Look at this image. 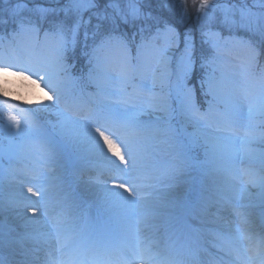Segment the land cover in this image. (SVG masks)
<instances>
[{"label": "snow or ice", "instance_id": "obj_1", "mask_svg": "<svg viewBox=\"0 0 264 264\" xmlns=\"http://www.w3.org/2000/svg\"><path fill=\"white\" fill-rule=\"evenodd\" d=\"M103 0H69V4L73 5L70 9H55L48 7L43 3H35L30 5L28 0H0V3H12V7L8 9L9 14L13 17H18L16 24L21 32H37L46 27L45 36L49 34L58 38L57 47L53 56V63L58 74L71 78V69L74 65L70 63V53L74 54L81 43L85 50V55H89V64L94 65L89 68L88 77L100 70V53L114 40H118L116 33L120 25L137 28L140 34L145 31L151 32L152 29L163 30L165 34H170L172 42L175 43L177 50L180 52V65L182 67V75L185 81L197 75V69L203 70L205 67L212 66V60L209 58L205 50V45L214 43L212 37L218 36L219 32H214L213 27L218 26L220 29H227L229 32L235 27H245L252 31L251 18L259 16L264 18V12L254 13L251 8L246 5L237 7L235 4H228L227 0L220 3V0H200L196 14V22L200 26V46H197L194 29L187 26L188 13L181 5L180 0H164L162 4L156 2L155 9L153 7L154 0H129V7L125 12H121L119 6L113 3V0H108L99 12H92L91 16L85 17V13L93 9H97ZM255 5L264 8V0H254ZM115 8L116 16H119V23L116 22L115 16L107 13L105 9ZM25 10L30 12V15L23 16ZM2 11V10H0ZM60 11H63L64 18H59ZM72 12L74 19H69V12ZM155 13V14H154ZM92 16L97 18V23L92 25ZM239 16V19H237ZM108 21L107 23H102ZM147 21H152L150 25ZM89 25H92V30L89 31ZM183 28V32L179 29ZM16 31V29L14 30ZM126 37L127 33H122ZM260 39L264 41V30L260 32ZM91 40V43L89 41ZM120 46L123 48V41L119 40ZM91 49V53H88ZM161 56H166V53H161ZM23 77L36 85V89L42 93L46 99L38 101L37 106L48 107L55 106V112L58 115H63L61 109L62 94L57 87L49 83V75L46 68L24 67L16 63H6L0 61V96L4 98H14L21 100L22 97L17 93L24 91L18 87L20 78ZM81 80L84 79L82 75ZM205 85L207 89L205 90ZM186 87V84H185ZM219 84L213 74H208L206 77L200 75V91L205 97L211 95L213 103L220 97L218 93ZM27 102V100H25ZM31 111V107L28 109ZM196 108V88L193 87L190 93L186 95V103L182 105L181 116L189 120H196L193 115ZM146 110L132 111L126 113H116L109 108L101 109L100 113L93 120H89L86 124L95 134V138L102 141L103 149H107V156L110 154L114 161H118V176L112 179L111 187L119 189L129 196H134L133 185L130 180L135 178L140 164V156L143 151L142 142L138 139L140 132L147 127L144 124L142 117L147 115ZM223 118L226 123H230L237 115L238 110L234 104L226 103L223 112ZM6 119L10 122L9 130L15 126L17 132L21 127V121L16 115L9 113ZM102 121V122H101ZM116 122L120 123V127L125 130L123 136L117 135L112 131V125ZM56 126L63 128V121H57ZM206 154L211 153L216 157L224 156L228 151V145L221 144L219 141H210L206 135L197 132L188 134L186 141L177 143L176 160L182 162L188 156H194L200 151ZM177 171L179 168L177 167ZM99 181V180H97ZM29 194L41 195L34 191L32 187L27 189ZM16 206L12 203L0 201V215L5 212L14 211ZM32 216H26V220L36 221L39 209L31 208ZM26 215V213H25ZM25 228L22 236L7 238L3 233H0V249L5 246H11L13 243L21 244L23 247L24 241H32L42 243L47 237L45 234L38 232L34 227L26 224L21 225ZM31 229V230H29ZM13 231H17L13 229ZM264 243V240H262ZM39 249H33L38 251ZM25 260L22 264H27V252L23 253ZM0 264L3 260L0 259Z\"/></svg>", "mask_w": 264, "mask_h": 264}, {"label": "rangeland", "instance_id": "obj_2", "mask_svg": "<svg viewBox=\"0 0 264 264\" xmlns=\"http://www.w3.org/2000/svg\"><path fill=\"white\" fill-rule=\"evenodd\" d=\"M107 2H108V0H103V2L100 4V6L97 9H93L89 12H86L84 14L85 17L91 16L92 12H99L102 8H104V4ZM156 2H157V0H154V5H153L154 9L156 6ZM163 2H164V0H158V3H160V4H162ZM12 3H14V0H12ZM12 3H9L7 5L0 3V10H2V11H0V22L1 21L5 22L6 19H10V20H12L13 18L15 20L18 19V17H13L9 14L8 9H10L12 7ZM28 3L30 5L35 4V3H43V4L47 5L48 7L55 8L58 10L63 9L65 7H68L70 9L73 7V5L69 4V0H28ZM113 3L119 6V9L121 10V12H125L127 10V8L129 7V0H113ZM180 3L186 9V11L188 13V23H189L190 22V16L194 14V10H195V13L197 14V9L199 7L200 0H180ZM220 3L223 4L224 0H220ZM227 3L228 4H235V5H237V7H239L241 5H246L247 7L251 8L254 13L264 12V8H260V7L256 6L254 0H227ZM105 11L107 13L111 14L112 16H115L116 22L119 23L120 18H119V16H116L115 8H108V9H105ZM59 14H61L62 19H63L64 18L63 11H60ZM21 15L28 16V15H30V12L28 10H25L23 13H21ZM69 19L70 20L74 19V15L72 14L71 11L69 12ZM237 19H239V16H237ZM97 22H98L97 18L95 16H92V25L96 24ZM107 22L108 21H103L102 23H107ZM151 23H152V21L146 22V24H148V25H150ZM251 23H252V29H253L252 31H250L248 28L239 27V26L232 29L231 32H229L227 29H220L218 26H214L213 31L214 32L218 31L219 35H220L221 33L233 34L239 30V31L243 32L244 34L248 33L254 37L260 38V32H261V30H264V18L259 17V16H254L251 18ZM196 24H197V22H196V17H195L194 26ZM121 26L117 32V34H120L119 36H117L119 39L114 40L111 43H109V45L102 52H104V54H106V55H109V54L117 55V54H120L122 51H124L126 54H132L133 52L130 49L133 47L134 41L136 39H140L138 41L144 43L145 42L144 39H145L146 35L152 34V36L149 37V39L152 41V43L149 45V47L147 46V44L146 45L143 44L140 49L135 50L134 54H136L135 56L137 57V61L140 62V67L145 72V74L155 77V79H154L155 85L154 86L157 88H160V89L167 87V85H168L167 81L172 79V76L171 75L169 76V73L166 70H164L163 68L166 65H169L171 61H167L166 64L160 66V68L162 69V70L159 69L162 71V72L160 71V73H157L156 67L154 69H151L152 67H150V65H151V58L153 61V57H156L154 53L156 52L155 50L159 47V44H162V47H161V49L158 50L157 53H160V54L166 53V56H164V57H166L168 60L171 57L170 55L174 54V52H175L174 49L176 46H175V43L172 42L170 34H165L164 32L161 33V31H163V30H159V32H158V30H156V29H152L151 32L145 31L143 34H140L139 31L137 30V28L129 27V26H127V28H125L126 27L125 25H121ZM190 28H193V27H190ZM197 29L200 31V26L198 24H197ZM89 31H91V30L89 29ZM125 32L127 33L126 37L122 35V33H125ZM218 36L212 37L214 43L207 44L208 51L211 53V56L213 58L217 57V54H219L224 48H226L227 46L229 47L228 43L230 42L229 41L230 39H228V35H224L225 36L224 41H218L217 40ZM199 37H200V33H196V38L198 39V40H196L197 46H199V43H200ZM49 38H51V40H52V38L54 39V41H55L54 47L56 49L57 43H58V38L52 34H49ZM119 40L123 41V45H124L123 48L120 46ZM90 42H91V40L89 41V43ZM154 42H160V43L155 44ZM231 46L234 48H237V49L240 48V45H236V44H231ZM80 48L83 49L82 43H81L80 47H78V49H80ZM55 49H54V53H55ZM78 49H76L75 53L77 52ZM71 57L72 56L70 53L69 60L71 59ZM161 58H163V57L161 56ZM52 61L49 60L47 62V65H46V68L50 69L49 71H47L48 75H49V80H54V79L59 80V78L62 75L58 74L57 69H56V67ZM179 63H180V61H179ZM113 70L114 71H112L111 75H110L111 78L118 76V72H116L117 70H115L114 68H113ZM248 71L249 70H245L243 68H241V69L233 68V69H230V71L228 73H230V75L236 76L233 79V81H235L236 83H239L242 76H244V75L249 76L250 75L249 73H246ZM228 73H227V76H228ZM128 74H129L128 70L126 69L125 71L121 72L120 78L115 79V80L124 81L123 76H127ZM108 78H109V76H104V79H103L104 82H102L103 84L98 86L100 89H107V86L109 84V81H107V80H109ZM174 79H175V77H173L172 80H174ZM180 82L182 83V84L179 83V85L181 87H179L174 82L172 84L173 87L171 88V90L173 92H175L174 96H176L178 94V91H176V90H180V88H182V86L185 85L183 75L180 78ZM16 83L17 84L19 83L18 87L20 89L24 90L22 92L17 93L18 95H20L22 97V99L19 101L24 102L29 106H34L35 108H37L40 111L45 110V114L47 116H50V120L54 119L53 120L54 122L55 121H63L64 126H63V128H61L59 126L58 136L60 137L62 144L64 146H67L69 148V150L72 151L73 154H75V155L78 154L79 155L78 157L84 156L87 158V154H85V153H88V157L90 158V160H95V161L101 160L102 162L106 161L108 163L114 164V162H115L114 158H111L110 154H108V156H107V154H106L107 149L106 148L103 149V147H101L100 149L96 150L97 152H95L92 149V146L95 143H99V141L95 138V134L91 131V129L87 125H81V124H86L87 123L86 121H83L80 118L71 117L68 113H66L64 111V109L62 107H61V109L63 110V115H58L55 112V106H48V107L37 106L39 100L46 99V98H44L42 96V93H40L39 90L36 89V85L33 84L31 81L23 78V77L20 78V82H16ZM49 83H50V81H49ZM60 84L61 83H59V84L56 83V84H51V85L54 87H57L59 90L61 88ZM218 84H219L218 93H219L220 98L217 100V102L219 101L222 105H226V103L230 102V100H229L230 98H229L227 92L225 91L227 86H228V81H226V84H225L221 78V81H219ZM146 85H147V82H146ZM249 86H250V84L239 86L238 93L241 94V97L244 98L247 95L254 93L253 90H250L251 88L249 90L247 89V87L249 88ZM205 89H207V85L205 86ZM60 90L62 91V89H60ZM147 93L150 94L149 98H146L144 101H142L140 103H146L147 104V105H145L146 107L153 109L155 111H160L162 115L165 114L164 119L168 120L169 116L171 115V112L168 111L169 106L167 103H165V101L163 100L160 93L159 94L158 93L153 94L152 92H147ZM255 97L257 100L258 99L257 93H256ZM25 100H27V102H25ZM261 100H262V98L260 97V100H258V102H257L258 105H262ZM241 102L245 103L244 100H241ZM223 107L225 108V106H223ZM255 115L256 116L258 115V117L264 116L263 107L259 106ZM240 117L242 120L241 126H243V128H246V127L251 126L253 124V122H252L253 119L250 118V116H245V117L240 116ZM153 118H155V117H153ZM1 119L2 118H0V120ZM182 120L185 123V125L190 127V131L188 134H191L193 132H197V130H198L200 133H203L204 135H206L210 141H219L221 144L227 145V143L225 141L221 140V137L219 135H211V134L201 130L200 129V123H196V121L189 120L187 118H182ZM26 121L28 123L27 126L25 123L21 122V127H20L19 132H17V129L15 126H12L11 129L9 130L7 123H4L2 121V123L0 124V134L3 135V139H5L7 137H12V138H18L19 137L18 143H15V144L12 142H5L4 143L5 147H7L9 149V153H8L9 155H11L12 151L17 150L18 148H22L23 146H26V147L34 146L35 144H31V141H33V140L36 141V139L39 143H43V144L47 143V142L50 143V142L56 141L53 134L49 133V131L45 128H41L40 132L39 131L32 132L33 128H31L29 124H34L36 126L39 125V123L34 118L27 119ZM256 121L258 122V124L260 123L259 119H256ZM245 134L246 133H242V131L237 132V135H239V136H242ZM173 135H176V129L175 128L173 131ZM260 135H261V136H259L260 138H262V137L264 138V133H262ZM234 137L235 136L231 137V139H234ZM187 139H188V135H187ZM250 141L255 142V143L258 142L257 138H252ZM100 143L102 144L103 142L101 141ZM235 152H236L235 147H231V148L229 147V151L225 155H227V154L231 155V154H234ZM209 154L213 155L211 153H209ZM12 161H14V160L12 159ZM220 163H221V157L216 158L212 161V166L217 167L220 165ZM190 169H191V167L188 170H190ZM187 174H188L187 170L182 171V174L178 175L175 178V182H177V180L183 179L182 181H184V183H182L181 181H178L176 186L171 189L172 191H170V190L166 191L165 190L164 193L168 194L169 196L172 195V196L176 197L175 195L178 192L182 191V189H183L182 185L184 184V186H185L187 184V183H185V182H187L185 180V178L188 177ZM108 191L101 190L98 193H96L95 195L93 194V197H92L93 200L95 202L96 201L100 202V205H102L106 201L104 199V197ZM109 192H113V190H110ZM115 193L116 192H113L111 197L113 195H115ZM109 200H110V198H109ZM160 203L163 205H166L167 200L161 201ZM146 206L151 207V208L154 207V206H152V204H148ZM155 207H157V206H155Z\"/></svg>", "mask_w": 264, "mask_h": 264}, {"label": "bare ground", "instance_id": "obj_3", "mask_svg": "<svg viewBox=\"0 0 264 264\" xmlns=\"http://www.w3.org/2000/svg\"><path fill=\"white\" fill-rule=\"evenodd\" d=\"M102 147V145L100 143H95L92 147V149L97 152L96 150L100 149ZM11 187L14 188V191L16 192H19L21 189L20 188H17V186L15 185H10ZM231 186H233L232 184H225L222 180H218L217 182H212V187L215 191H221V190H224L226 191L225 193H228V194H231L230 193V190H231ZM98 189H104L103 187H98V186H95V185H85L83 184L82 185V190L84 191L85 195L92 198L93 196L91 195L90 192H92L93 194L98 190ZM90 190V191H89ZM93 199V198H92ZM12 212H6L4 213V216H3V219H9L10 215H11ZM132 229V224L130 223H123L122 224V230L123 232H130Z\"/></svg>", "mask_w": 264, "mask_h": 264}, {"label": "clouds", "instance_id": "obj_4", "mask_svg": "<svg viewBox=\"0 0 264 264\" xmlns=\"http://www.w3.org/2000/svg\"><path fill=\"white\" fill-rule=\"evenodd\" d=\"M211 2V0H209V3Z\"/></svg>", "mask_w": 264, "mask_h": 264}]
</instances>
